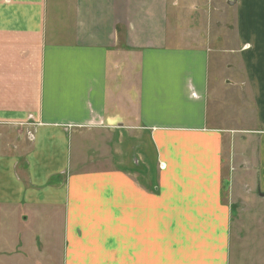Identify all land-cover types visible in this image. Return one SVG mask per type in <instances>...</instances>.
Returning a JSON list of instances; mask_svg holds the SVG:
<instances>
[{
	"label": "crops",
	"instance_id": "1",
	"mask_svg": "<svg viewBox=\"0 0 264 264\" xmlns=\"http://www.w3.org/2000/svg\"><path fill=\"white\" fill-rule=\"evenodd\" d=\"M0 264H264V0H0Z\"/></svg>",
	"mask_w": 264,
	"mask_h": 264
},
{
	"label": "rangeland",
	"instance_id": "2",
	"mask_svg": "<svg viewBox=\"0 0 264 264\" xmlns=\"http://www.w3.org/2000/svg\"><path fill=\"white\" fill-rule=\"evenodd\" d=\"M183 3V2H182ZM220 6H217V8H219ZM237 10L233 11L231 8H229L228 6L221 8L220 10L217 9L213 12L214 17L219 18L220 21V25L217 26L218 28L215 30V27H210V25L212 24H208L207 22H205L204 27L201 31H203V35L204 36H210L211 34H217V35H222L223 37V43L220 44V47L224 48L225 51V55H223L225 57V61L227 63L225 70L222 73V82L223 85L227 84V82H229V85L227 90L233 91L236 95H239L240 97H242V92L240 91L242 89L241 87V76L239 77V75L235 74L236 73V67H237V63L239 62V58L237 53H231L228 50L231 48H235L236 43L235 41L232 42L231 38L232 35H235V32L233 31L234 27L229 24L231 22H233V24H235V29L237 27V15H236ZM221 13V14H220ZM234 17V19H233ZM171 30L174 31L175 30V25L171 24ZM215 32V33H214ZM231 87V88H230ZM238 97V98H240ZM234 100V99H233ZM240 102H243L242 100H240ZM240 106V105H239ZM237 105V107H239ZM240 110L241 107H239ZM242 119L241 120H235L231 123H226L227 125L230 126V128H241V130H247L248 128L253 127V122L252 121H248L246 119L245 114L243 113V115L240 116ZM243 135H237L236 138L237 140H241L242 141V137ZM248 140L247 143H244L246 148L245 149H250L248 150L249 152H246V155L251 156V154L254 152L255 149H257L256 145L253 144L250 140V136H246L244 135ZM250 141V142H249ZM255 159L252 156V160ZM254 161V160H253ZM233 179V178H232ZM250 178H248L247 180L249 181ZM252 183H254V180H251Z\"/></svg>",
	"mask_w": 264,
	"mask_h": 264
}]
</instances>
